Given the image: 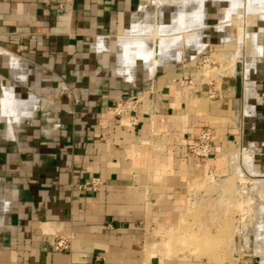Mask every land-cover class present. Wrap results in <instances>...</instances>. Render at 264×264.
<instances>
[{"label": "crops", "instance_id": "crops-1", "mask_svg": "<svg viewBox=\"0 0 264 264\" xmlns=\"http://www.w3.org/2000/svg\"><path fill=\"white\" fill-rule=\"evenodd\" d=\"M163 7L0 0V264H168L159 236L186 216L191 182L231 174L247 153L264 173V26L233 71L202 80L215 41L164 48L150 31L173 24ZM130 97L142 101L132 125L109 112ZM204 128L209 161L183 143ZM63 236L71 248L58 252Z\"/></svg>", "mask_w": 264, "mask_h": 264}, {"label": "rangeland", "instance_id": "rangeland-1", "mask_svg": "<svg viewBox=\"0 0 264 264\" xmlns=\"http://www.w3.org/2000/svg\"><path fill=\"white\" fill-rule=\"evenodd\" d=\"M205 3V29L201 37L205 34L215 42L209 43L197 66L201 68L202 80H212L229 73L232 64L231 60L219 62L217 54L224 51L236 53L239 47L224 41L226 33L221 23L225 19L223 9H232V2L205 0ZM175 8V5H164L162 9L168 24L172 16L175 19V14L172 15ZM147 10L152 17L159 11L155 5H149ZM261 26L263 24L252 28V32ZM155 27L151 26L150 31L155 32ZM221 39L224 44L219 43ZM247 154L232 156L231 174L190 183L186 216L178 227L159 236L162 258L168 264H264V254H261L264 253L263 229L262 235H256L257 228L264 227L260 225L264 217V173L254 161L249 163L253 155Z\"/></svg>", "mask_w": 264, "mask_h": 264}, {"label": "bare ground", "instance_id": "bare-ground-1", "mask_svg": "<svg viewBox=\"0 0 264 264\" xmlns=\"http://www.w3.org/2000/svg\"><path fill=\"white\" fill-rule=\"evenodd\" d=\"M215 1L225 3L227 0H215ZM228 1L232 2L231 3L232 9H230L229 11L226 8L223 9V13L225 14V19L221 22L222 27L226 33L225 42L228 44L237 45L239 47L238 48L239 51L236 53H233L231 51H224L222 53L220 52L219 55L217 54V58L219 62H225L231 60L232 61L231 70L233 71L235 69L236 63L239 62L240 59H242L241 53L242 50L245 49L244 48L245 43H247L248 45L247 47H249L248 48L249 50L250 48L253 47V43L255 42L254 41L255 32H252L251 29L260 27L261 24H263L264 26V0H228ZM154 3L158 6L175 5L177 8H179V11L175 13L174 16L175 19L173 18L174 24L164 25L161 28L155 27L154 33H152L153 31H151L152 34H156L158 38L162 40V42L164 43L162 44L164 45L163 46L164 48L168 49L173 44L176 43L180 44L181 42H183L184 47L187 46L188 48H191L194 44H196L200 51H202L205 48V44L202 42L201 39L202 38L201 36L203 35L202 34L203 30L205 29L204 28L205 27L204 12L206 8L205 0H157ZM152 30H154L153 27ZM134 43H136V45L142 46L143 49L146 50L147 53H149L150 55L154 53V51L151 50V47H149L150 45L147 42V40L137 39ZM128 46L129 45L126 44V48ZM147 48H149V50ZM149 54H146V56H149ZM240 62L242 61L240 60ZM247 158H244V160ZM252 161L253 160L249 161V163L251 162L250 164H252ZM258 215L260 217V214ZM260 222L261 223L263 222L262 224L260 223L259 224L264 226V217ZM255 225H258V223ZM262 229L264 231V227L257 228L258 231L256 235L259 234L262 235L261 233Z\"/></svg>", "mask_w": 264, "mask_h": 264}, {"label": "built area", "instance_id": "built-area-1", "mask_svg": "<svg viewBox=\"0 0 264 264\" xmlns=\"http://www.w3.org/2000/svg\"><path fill=\"white\" fill-rule=\"evenodd\" d=\"M207 80V79H204ZM182 83L192 84L193 81L189 79H183ZM142 101L139 97H130L126 99L118 100L109 109L112 116L116 118L130 117V124L137 122V116L141 112ZM188 153L195 159L200 161H209L212 158L214 145H215V133L212 128H204L201 130L196 138L183 141ZM86 186L91 190L93 194L98 193L103 182L100 178H92L86 182ZM71 237H60L56 243V250L58 252H65L71 248Z\"/></svg>", "mask_w": 264, "mask_h": 264}]
</instances>
